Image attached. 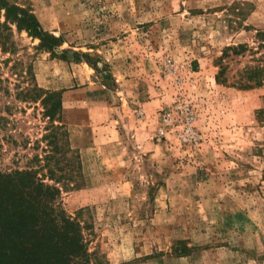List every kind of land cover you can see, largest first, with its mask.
Here are the masks:
<instances>
[{"label":"rangeland","instance_id":"rangeland-1","mask_svg":"<svg viewBox=\"0 0 264 264\" xmlns=\"http://www.w3.org/2000/svg\"><path fill=\"white\" fill-rule=\"evenodd\" d=\"M17 1L62 38L63 55L26 31L17 55L0 51L11 89L0 90V171L37 167L52 146L41 102L15 97L4 59L20 57L60 94L54 124L67 135L53 163L71 183L60 203L90 264H264V86L238 87L264 53V0Z\"/></svg>","mask_w":264,"mask_h":264},{"label":"trees","instance_id":"trees-1","mask_svg":"<svg viewBox=\"0 0 264 264\" xmlns=\"http://www.w3.org/2000/svg\"><path fill=\"white\" fill-rule=\"evenodd\" d=\"M22 31L40 40L39 49L63 55V52H58L62 38L46 30L30 8L23 7L17 0H0V51L3 54H18L15 32ZM256 38L257 48L261 50L264 48V30H258ZM246 48L245 44L228 46L224 54L227 55L229 50L240 53ZM74 54L77 61L92 65L102 74L104 81L111 78L110 72L103 74L109 67L107 63L100 66L89 53ZM257 60L255 65L242 70L238 84L240 89L264 86V53ZM4 63H12L10 70L17 80L14 86L16 99L40 101L44 106L43 113L50 121L44 138L52 146L50 150H45L47 154L43 158L39 155L33 157L37 167L0 171V264H90L91 254L81 223L68 215L60 203L61 187L71 184L64 169L57 168L53 163L57 152L55 143L61 136L67 135L62 125L54 124L61 114L60 94L40 87L32 64L20 57H7ZM216 78L219 80V75ZM6 80L9 81L0 77V90L11 94L9 85L4 84ZM256 118L264 125V103L256 110ZM1 120L2 117L0 124ZM41 170H46L42 173L43 177L39 176Z\"/></svg>","mask_w":264,"mask_h":264}]
</instances>
